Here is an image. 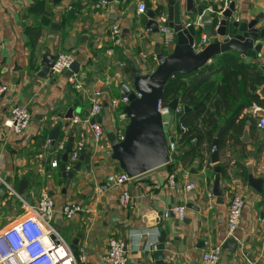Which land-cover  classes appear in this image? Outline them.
<instances>
[{
  "label": "crops",
  "instance_id": "0c3cea01",
  "mask_svg": "<svg viewBox=\"0 0 264 264\" xmlns=\"http://www.w3.org/2000/svg\"><path fill=\"white\" fill-rule=\"evenodd\" d=\"M168 1L108 0L105 7L97 9L96 0H0V85L7 87L0 94V177L3 180L0 181V231L27 214L24 201L36 205L40 192L46 190L54 202L51 226L69 245L77 240L73 252L77 256L82 248L86 264H104L100 256L111 236L127 240L125 251L130 261L127 264H153L147 245L149 241H158L161 231L165 233L163 257L168 264L197 263L201 252L215 244L222 248L218 264H264V128L257 126L264 107L248 100V96L244 99L237 95L231 108L220 113L223 125L238 104L246 103L237 113L233 127L226 131L222 145L218 146V163L211 162L206 144L200 155L187 154L179 159L188 146L177 141L178 121L174 114V120L171 122L169 117L167 126L163 125L166 136L177 145L172 161L129 178L121 186L133 196V208H122L118 204L120 189L107 183L109 173L122 170L111 158L109 144L104 141L108 129L119 132L120 107L112 109L110 100L120 98L119 84L129 81L134 64L138 65L140 74L156 67V43L166 53L174 46L175 40L171 47L164 48L159 32L154 33L146 26L151 12H167ZM193 1L194 6L206 5L203 13L217 14L225 6V0ZM231 1L233 19L249 21L262 14L258 26L264 25V0ZM38 2L42 3L40 12L32 11ZM138 2L146 7L139 14L136 12ZM184 4L185 1L180 0L181 8ZM184 20L185 23L190 21L185 16ZM113 23H118L122 32L119 46H114L110 39L109 28ZM195 28L199 31L197 40L205 37L201 23H195ZM36 32L38 37L32 47ZM216 39L220 37L207 38V44ZM255 43H260L261 49L254 58L228 51L215 55L206 64L215 62L222 54H231L240 63L256 66L264 75V38ZM47 50L53 57L59 52L74 56L79 70L72 74L80 88H76L65 72L39 75L40 62ZM95 89L102 93L97 119L104 135L99 143L92 140L90 131V95ZM246 93H252L249 86ZM253 94L264 99V84L256 86ZM13 104H25L32 114L30 125L19 135L2 124ZM178 107L183 111L179 102ZM70 108L73 116L66 118ZM256 108L259 110L255 111ZM57 125L60 131L55 143L47 142L49 131ZM70 132L73 144L81 136L86 144L79 155L83 159L78 158L76 162L78 170L67 179L62 177L59 168L65 148L59 151L57 144L62 139L65 146ZM52 161H57L58 166L52 167ZM216 165L220 167L219 180L224 192L221 203L216 202L212 193ZM170 173L175 174L173 187L167 185ZM249 174L263 179L260 192L249 185ZM22 179L28 181L26 190L31 202L16 193ZM190 182L194 187L186 190L185 185ZM234 196H239L244 205L239 226L234 235L228 237L227 210ZM66 203L80 204L83 209L72 218H66L61 212ZM178 203L186 206L183 220L163 215L166 209ZM152 212L155 215L152 216ZM159 213L162 215L156 221ZM143 230L149 234L138 235ZM229 239L235 242L233 248L230 244L224 247Z\"/></svg>",
  "mask_w": 264,
  "mask_h": 264
},
{
  "label": "water",
  "instance_id": "95a60500",
  "mask_svg": "<svg viewBox=\"0 0 264 264\" xmlns=\"http://www.w3.org/2000/svg\"><path fill=\"white\" fill-rule=\"evenodd\" d=\"M59 1L54 0V2ZM184 1L183 8H181L180 0L168 1L167 25L175 33V43L171 51L166 53L160 47V44L156 43L154 48V55L157 61L156 67L149 73L140 74L138 72V65L134 64L129 81L119 84L121 88L120 97L126 96L128 98V103L123 106V111L127 115L128 122L121 140H118L116 133L110 128L106 132L104 141L109 144L111 158L118 163L120 169L126 172L130 178L164 165L169 161L167 140L172 141V138L167 139L162 117L156 110V103L158 99L162 98L165 84L169 78L174 76V74H188L197 71L207 63L208 59L224 52L236 51L242 55L254 58L261 49V44L255 43V41L264 38V25L258 26L262 14L249 21H240L232 18L234 11V3L232 1L221 11L220 15L214 12L203 13V10L206 8L204 3L194 6L193 0ZM148 16L149 20L146 26L152 29L154 33H157L158 26L154 18L155 13L151 12ZM184 16L190 20L187 22L190 23L189 25H186ZM195 16L199 19L206 38L220 37V39L209 42L200 51H195L192 47L199 35V31L191 22ZM53 61L54 57L47 50L40 62L42 67L39 72L40 76L44 77L48 74ZM78 70L79 63L74 61L70 69L65 71V74L71 76L72 73H77ZM136 93L139 96H136ZM168 105L174 111L175 116L178 117L179 111H176L178 99L173 98ZM190 109L188 106H183L184 111ZM72 116V109L70 108L65 117L72 118ZM94 121L99 122V119H91L90 123ZM59 131V125L49 131L48 138L52 144L55 143L59 136ZM73 141L74 138L70 134L65 143V151L62 154L59 167L62 177L67 179H71L79 168V163H76L71 170H65L67 154L72 148ZM82 159L83 156H80L79 160ZM210 160L215 164L219 161L217 138H214L211 144ZM214 170L215 176L212 193L217 199L216 202L221 203L224 192L219 180V165H216ZM262 182V178H254L251 174L248 175L249 185L259 192L261 191ZM27 184L28 181L22 179L16 193L31 202L28 196L29 192L26 190ZM151 215L153 216L155 213L152 212ZM161 215V213L158 214L156 221L159 220ZM51 237L54 238L53 236ZM76 244L77 240L75 239L70 244V248L74 250ZM226 244H230L231 248H233L232 245L235 242L233 239H229L225 242L224 247ZM124 245L126 249L127 240H124ZM164 249L165 233L161 231L157 244L150 251L153 264H168L163 257Z\"/></svg>",
  "mask_w": 264,
  "mask_h": 264
},
{
  "label": "built area",
  "instance_id": "2783aa9c",
  "mask_svg": "<svg viewBox=\"0 0 264 264\" xmlns=\"http://www.w3.org/2000/svg\"><path fill=\"white\" fill-rule=\"evenodd\" d=\"M124 1V0H122ZM108 0H96L94 7L101 9L107 5ZM225 6L217 12L218 15L221 11L228 6L231 0L224 1ZM145 4L138 2L136 12L137 14L145 11ZM211 11V10H210ZM155 20L158 26V32L161 35V44L164 48L171 47L175 40V33L171 27L167 25L168 15L165 10H158L155 14ZM199 19L196 18L192 24L198 23ZM187 23L186 25H189ZM110 39L114 46H119L122 43V32L118 23L111 24ZM207 44V38L202 37L196 40L192 47L195 51H200ZM74 62V56L68 52H59L54 57L52 66L49 69L50 74L63 73L70 69ZM208 59L207 63H210ZM120 65H123L121 63ZM173 77V76H172ZM75 74H71L69 78L71 82L75 83L76 88H80L79 82L75 81ZM109 80H106L108 83ZM7 87L0 85V94L4 93ZM101 91L95 89L90 95V110L89 116L91 119H96L101 112ZM136 96H139L136 93ZM128 103L126 96L120 98H112L110 100V107L112 109L120 107L117 114V128L119 132L116 133L118 140L123 138V132L128 122L126 113L123 111V106ZM169 103V102H168ZM168 103L164 102L162 98L158 99L156 103V110L162 117H167L174 120V111L171 110ZM259 110L256 108L255 111ZM176 111H181L177 106ZM168 120V119H167ZM32 121V114L25 104H13L8 110V115L2 120L3 127L12 131L14 134L19 135L26 131L30 122ZM77 119H74L76 122ZM168 122V121H167ZM170 124V122H169ZM168 124V125H169ZM164 125V123H163ZM257 126L264 128V114L258 118ZM185 131L186 127L178 123L176 137L178 139L179 131ZM91 138L95 143H99L104 135V130L100 122L94 121L90 123ZM115 132V131H114ZM167 137V136H166ZM168 139V137H167ZM194 140V139H193ZM50 139L47 142L50 143ZM85 139L81 136L72 148L68 151L67 162L65 163V170L69 171L77 162L79 155L85 148ZM169 151V161H172L177 149L176 142L167 140ZM59 151L64 150V140H60L57 144ZM52 167H57V161L51 162ZM130 177L123 170L118 172H111L107 175V183L112 188H119L118 204L125 209L133 208L135 201L130 192L122 188V184ZM0 181L3 180L0 177ZM175 184V174L170 173L167 176V185L173 187ZM194 187L192 182L185 185L186 190ZM264 197V190H263ZM209 198L212 195L209 194ZM243 200L239 196H234L228 205L227 210V236L234 235L239 226L240 217L243 210ZM24 207L27 209V214L17 222L0 231V264H86V257L84 250L81 248L79 255L75 256L70 245L64 238L51 226L50 221L54 212V202L51 195L42 190L39 194V199L36 205H30L24 201ZM82 206L76 203H66L62 206L61 212L66 218H72L74 215L82 211ZM186 214V206L184 203H178L170 206L165 210V217H173L177 220H183ZM264 221V219H263ZM148 235L147 230H143L138 235ZM53 236L54 238H52ZM157 244V240L149 241L147 245L148 251L152 250ZM221 245L215 244L205 248L197 263L193 264H218L221 255ZM100 261L104 264H127L129 257L125 251L124 241L115 236H111L107 240V246L100 256ZM250 264H258L251 262Z\"/></svg>",
  "mask_w": 264,
  "mask_h": 264
},
{
  "label": "trees",
  "instance_id": "16d2710c",
  "mask_svg": "<svg viewBox=\"0 0 264 264\" xmlns=\"http://www.w3.org/2000/svg\"><path fill=\"white\" fill-rule=\"evenodd\" d=\"M41 8L42 3L38 2L32 11L40 12ZM37 37L38 32L33 35L32 47ZM261 84H264L261 70L238 62L231 54H222L215 62L205 64L197 71L174 74L169 78L163 90V101L168 103L177 98L181 105L191 108L181 110L177 117L178 123L186 127L185 131H179L177 141L180 145L188 146L185 152L180 153L179 159L187 154L191 157L200 155L203 144L210 151L214 138H217L218 146L222 145L226 131L233 127L237 113L246 105L245 102L238 104L223 125L220 124L221 111H228L237 95L244 96V99L248 96V100L264 107V99L253 94L256 86ZM246 86L252 93H246Z\"/></svg>",
  "mask_w": 264,
  "mask_h": 264
},
{
  "label": "rangeland",
  "instance_id": "374dc122",
  "mask_svg": "<svg viewBox=\"0 0 264 264\" xmlns=\"http://www.w3.org/2000/svg\"><path fill=\"white\" fill-rule=\"evenodd\" d=\"M163 123H164L165 126H167V117L166 116L163 117ZM74 255L76 256V254H74Z\"/></svg>",
  "mask_w": 264,
  "mask_h": 264
}]
</instances>
